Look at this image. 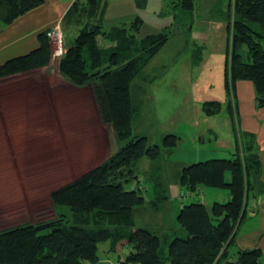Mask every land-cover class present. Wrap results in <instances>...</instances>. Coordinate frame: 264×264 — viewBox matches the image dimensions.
<instances>
[{
	"label": "trees",
	"instance_id": "obj_1",
	"mask_svg": "<svg viewBox=\"0 0 264 264\" xmlns=\"http://www.w3.org/2000/svg\"><path fill=\"white\" fill-rule=\"evenodd\" d=\"M172 1L188 11L195 8L196 0ZM136 2L144 8L147 0ZM42 3L43 0H0V22L11 24ZM228 6L227 103L208 100L202 103V111L216 115L227 109L233 122L235 149L230 158H212L184 166L179 180L190 191H197L200 186L226 189L230 199L214 201L210 208L203 201L183 204L177 216L185 230L183 235H160L153 228L136 226L134 208L145 203L144 190L138 184L126 189L121 179L133 183L138 178L140 160L155 159L164 150L172 153L181 139L177 134H167L162 145L149 144L146 135L130 139L138 112L132 101L131 85L164 47L169 35L161 31L140 38L144 21L139 16L128 25L107 28L101 19L103 0H77L63 23L66 28L71 22L81 27L60 59L59 70L72 85L92 87L100 119L111 124L118 140L125 144L98 166L52 192L58 209L69 207L67 214L58 211V217L52 221L1 230L0 264L264 263L261 248L230 253L239 228L247 219L250 194L264 195L258 144L254 134L240 129L234 99L236 83L250 80L258 108L264 107V0H228ZM49 31L50 28L38 35L37 48L0 65V78L48 66L54 55ZM155 191L157 196L152 204L159 209L168 196L158 181ZM105 241L111 242L112 250L124 245L131 250L116 263L101 262L99 244Z\"/></svg>",
	"mask_w": 264,
	"mask_h": 264
},
{
	"label": "rangeland",
	"instance_id": "obj_2",
	"mask_svg": "<svg viewBox=\"0 0 264 264\" xmlns=\"http://www.w3.org/2000/svg\"><path fill=\"white\" fill-rule=\"evenodd\" d=\"M220 3L210 2L207 11L195 4L194 10L188 11L172 0L157 4L152 1L150 17L145 13L148 26L155 28L156 20L163 23L156 32H166L169 39L131 85L138 112L130 139L146 135L149 144L162 145L167 134L182 138L172 153L164 150L155 159L140 160L138 178L133 183L121 182L126 189L138 184L144 190L145 203L134 208L136 226L153 228L160 235H183L185 230L177 222L183 204H212L217 197L213 191H227L212 187L190 191L179 180L186 165L231 157L228 150L217 157L209 155L215 135L227 134L230 113L223 108L216 115L206 114L205 120V114L198 109L211 98L224 102L226 99L227 103L225 62L229 35L217 26L216 18L227 23L229 8L228 0H222V7ZM148 26L142 28L140 38ZM78 30L50 27L49 33H54L50 37L54 55L48 66L0 78V231L52 221L58 211L67 214L69 207L58 209L52 192L98 166L125 144L118 140L114 127L100 119L92 87H76L60 73L59 61ZM99 41L104 44L101 37ZM170 62H175L173 72L169 71ZM180 73L182 76H177ZM207 84L214 87L205 90ZM201 154L205 157H199ZM157 181L168 196L159 209L152 204L157 196ZM221 198V202H226L224 194ZM111 246L110 241L99 244L101 262L116 263L131 250L129 245L115 250Z\"/></svg>",
	"mask_w": 264,
	"mask_h": 264
},
{
	"label": "crops",
	"instance_id": "obj_3",
	"mask_svg": "<svg viewBox=\"0 0 264 264\" xmlns=\"http://www.w3.org/2000/svg\"><path fill=\"white\" fill-rule=\"evenodd\" d=\"M76 1L77 0H43V3L39 7L34 8L26 14L18 17L11 24L3 25L2 23H0V65L13 57L27 54L37 48L39 46L38 35L44 30L52 26H62L63 28H65V25L63 23L64 17ZM80 1L84 3L87 0ZM152 1H156L157 4V2L159 3V1L163 0H147L146 6L144 8L140 7L136 0H103L104 10L101 14L102 22L107 28L115 26H125L130 24L137 16H139L144 21L142 28H145L146 26H148V23L145 19V13L148 17H150L148 10H150ZM213 1L214 0H196L195 4H200V6L206 8L207 11V4ZM216 1L218 2V0ZM219 2H221L220 7H222V0H219ZM126 5L129 8H126ZM211 7L214 6H210V9ZM216 19L217 26L219 28H224L228 33L227 23L220 21L221 17ZM86 22L87 20H85L83 24H85ZM157 22L158 20H156L153 24V26L156 24L155 28L148 26L149 30L146 29L147 32L144 36L152 33H157L156 31L164 26L163 23ZM66 29H68L69 31H77L78 29L80 30V28L76 25L74 27H67ZM141 30L140 32H142ZM174 63L175 62H172L171 66L169 67L170 72L174 71V69L172 68ZM177 76L181 77L182 73ZM211 87L214 86L212 84H207L205 90ZM234 99L237 104L240 129L255 135L258 144L259 155L262 161L261 181L264 183V107L258 108L256 103L255 87L253 82L250 80H239L236 83ZM208 100L217 99L211 98ZM208 100H204L203 102ZM221 102L226 104V99L225 102ZM200 108L202 111V105L201 107H198V109ZM204 116V119L208 120L206 119V115ZM226 124L228 126L227 134L224 137H220L217 134L215 135V145H213L212 154H209L211 155L210 157L223 155L224 150H228L230 151V153H232V151L235 149L236 139L234 131H232L233 122L231 117L230 120L228 119L226 121ZM180 137L182 138V136ZM202 140L203 137L200 138L199 141L202 142ZM199 157L205 156L201 154V156ZM203 187L205 186H200L197 191H201ZM206 191L208 192V190ZM213 192L215 196H217L216 198H214L216 199L214 201H220V199H222V194H224V201L230 199L229 191H226V193H221V191ZM203 202L208 208H210L212 205L207 201ZM254 248H261L264 251V195L256 197L253 194H250L247 208V219L241 224L239 232L236 236V244L233 248H231L230 253L231 255H233L235 254L237 249Z\"/></svg>",
	"mask_w": 264,
	"mask_h": 264
},
{
	"label": "built area",
	"instance_id": "obj_4",
	"mask_svg": "<svg viewBox=\"0 0 264 264\" xmlns=\"http://www.w3.org/2000/svg\"><path fill=\"white\" fill-rule=\"evenodd\" d=\"M48 35H49L50 37H53L54 33H48ZM57 53H59V52H57Z\"/></svg>",
	"mask_w": 264,
	"mask_h": 264
}]
</instances>
